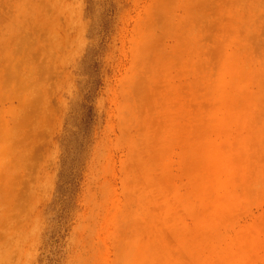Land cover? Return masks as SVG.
<instances>
[{"label":"rangeland","instance_id":"rangeland-1","mask_svg":"<svg viewBox=\"0 0 264 264\" xmlns=\"http://www.w3.org/2000/svg\"><path fill=\"white\" fill-rule=\"evenodd\" d=\"M0 264H264V0H0Z\"/></svg>","mask_w":264,"mask_h":264}]
</instances>
